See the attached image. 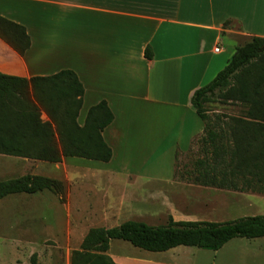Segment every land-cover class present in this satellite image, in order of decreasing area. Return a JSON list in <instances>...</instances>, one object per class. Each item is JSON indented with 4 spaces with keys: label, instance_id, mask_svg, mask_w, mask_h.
<instances>
[{
    "label": "crops",
    "instance_id": "obj_1",
    "mask_svg": "<svg viewBox=\"0 0 264 264\" xmlns=\"http://www.w3.org/2000/svg\"><path fill=\"white\" fill-rule=\"evenodd\" d=\"M0 16L23 25L31 41L21 56L0 39L1 73L31 78L74 71L84 87L80 125L91 106L107 103L114 119L102 136L112 157L103 165L132 149L141 163L151 156L140 149L166 142L175 153L191 149L204 130L191 106L194 91L227 65L243 40L264 38V0H0ZM147 46L151 59L144 56ZM69 159L94 164L68 157L53 168ZM131 174L137 176L129 173L128 181ZM186 257L175 258L191 264ZM175 258L158 264H180Z\"/></svg>",
    "mask_w": 264,
    "mask_h": 264
},
{
    "label": "trees",
    "instance_id": "obj_2",
    "mask_svg": "<svg viewBox=\"0 0 264 264\" xmlns=\"http://www.w3.org/2000/svg\"><path fill=\"white\" fill-rule=\"evenodd\" d=\"M229 21L224 25H228ZM0 39L23 56L31 45L23 25L0 16ZM144 56L151 59L147 46ZM84 87L76 73L21 78L0 72V155L46 163L75 157L107 163L112 149L102 132L114 115L105 101L91 106L82 125L78 116ZM191 106L204 124L192 161L175 170L179 181L197 186L264 194V38L237 46L227 65L195 90ZM236 106L237 115L215 113L210 104ZM210 108V109H209ZM47 120H42V114ZM49 191L63 200L59 180L33 174L0 180V200ZM264 237V215L232 221H176L151 226L128 220L112 228H92L70 264H117L108 254L111 240L165 252L185 246L219 250L235 238Z\"/></svg>",
    "mask_w": 264,
    "mask_h": 264
},
{
    "label": "rangeland",
    "instance_id": "obj_3",
    "mask_svg": "<svg viewBox=\"0 0 264 264\" xmlns=\"http://www.w3.org/2000/svg\"><path fill=\"white\" fill-rule=\"evenodd\" d=\"M209 107L227 115H237L239 110L230 104ZM167 144L140 149V155L151 156L141 163H136L140 159L135 150L118 153L115 149L119 158L111 164H82L69 159L59 169L50 163L0 155V180L33 174L63 185V200L46 190L0 200V264H70L72 251L80 248L90 229L112 228L128 220L160 226L167 223L168 216L176 221L226 222L264 215V194L178 181L175 170L181 169L186 159L192 161L197 148L194 144L186 152L175 153ZM124 156L132 158L125 160ZM129 173L137 175L131 174L130 182ZM107 254L117 264H158L177 256H187L191 264H264V242L260 238H235L219 250L179 246L150 252L115 239ZM175 259V263H185Z\"/></svg>",
    "mask_w": 264,
    "mask_h": 264
},
{
    "label": "built area",
    "instance_id": "obj_4",
    "mask_svg": "<svg viewBox=\"0 0 264 264\" xmlns=\"http://www.w3.org/2000/svg\"><path fill=\"white\" fill-rule=\"evenodd\" d=\"M215 51L218 52L219 51V48H215Z\"/></svg>",
    "mask_w": 264,
    "mask_h": 264
}]
</instances>
